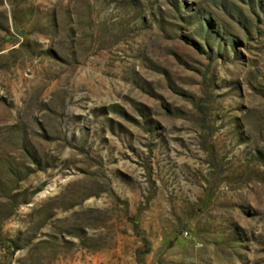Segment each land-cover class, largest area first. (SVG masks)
Instances as JSON below:
<instances>
[{"label":"rangeland","instance_id":"rangeland-1","mask_svg":"<svg viewBox=\"0 0 264 264\" xmlns=\"http://www.w3.org/2000/svg\"><path fill=\"white\" fill-rule=\"evenodd\" d=\"M0 264H264V0H0Z\"/></svg>","mask_w":264,"mask_h":264}]
</instances>
